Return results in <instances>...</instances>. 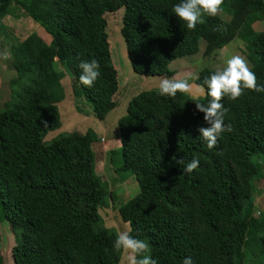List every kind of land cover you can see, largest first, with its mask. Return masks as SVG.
<instances>
[{
    "label": "trees",
    "instance_id": "1",
    "mask_svg": "<svg viewBox=\"0 0 264 264\" xmlns=\"http://www.w3.org/2000/svg\"><path fill=\"white\" fill-rule=\"evenodd\" d=\"M180 2L0 0L6 40L2 23L12 4L51 37L45 42L32 34L9 44L16 77L0 111V244L5 231L13 235L12 264L121 262L122 252L113 247L116 234L94 230L107 192L94 175L91 131L44 141L62 125L54 100L63 69L96 120L117 106L122 87L107 14L123 10L119 33L137 75L172 76L170 63L196 55L201 41L203 57L213 58L230 43L243 42L242 33L249 38L257 84L264 85V31L252 29L264 20V0H223L227 22L205 15L191 30L172 12ZM91 59L99 62L100 76L87 87L79 82V64ZM215 70L202 69L194 83L202 85ZM209 99L161 96L158 89L129 99L118 120L119 148L107 157L111 163L119 158L114 173L134 177L138 192L116 208L117 216L133 237L149 244L157 264H182L186 257L193 264H264V212L253 198V182L264 179V92L245 89L236 100H221L224 123L233 131L223 132L212 149L198 131L209 125L194 103ZM180 158L185 164L196 158L199 166L186 173L176 163ZM0 264H6L1 250Z\"/></svg>",
    "mask_w": 264,
    "mask_h": 264
},
{
    "label": "rangeland",
    "instance_id": "2",
    "mask_svg": "<svg viewBox=\"0 0 264 264\" xmlns=\"http://www.w3.org/2000/svg\"><path fill=\"white\" fill-rule=\"evenodd\" d=\"M112 14H114L112 16ZM107 14L108 33L110 42V51L112 61L118 72V81L121 85V95L117 100V106L110 111L104 120H96L91 111L89 102L83 98L78 91L75 80L72 77L69 69H63V76L58 80L60 92L54 100V104L59 110L62 125L59 129L49 132L44 141L49 142L61 134L78 131L85 133L90 130L92 134V152H93V170L94 175L99 180L102 187L106 188L107 196L103 200L102 206L98 207L99 220L95 224L94 230H109L117 235L119 231H124L129 228L127 223H124L117 216L116 208L125 204L133 198L138 187L134 177H128L126 180L119 177L113 171V165L118 162V157L113 156L114 162L111 163L108 159V152L119 148L118 136V120L125 114L126 106L131 97L142 91H150L158 89V83L161 78L167 77H146L135 74L130 68L126 56V49L122 37L119 33L120 22L123 10L120 8L115 13ZM218 16L225 22L228 21V16L224 12H220ZM3 31L8 35L6 40L4 34H0V52L8 51L9 44L13 40L16 42L23 41L29 35L40 36L43 41L49 42L51 37L46 31L40 27L30 17L26 16L21 9L14 4L10 6L9 14L3 20ZM118 25V26H117ZM117 27V28H116ZM252 29L256 32L264 31V20L257 21L252 25ZM245 34V33H244ZM241 41H234L219 50L215 57H203L204 43H200V51L191 57L177 59L172 61L169 69L173 72L171 77L189 78V82L193 85L198 72L205 68L218 69L223 67L224 61L231 55L239 54L246 58L249 66L252 64V52L249 47L248 37L239 34ZM238 37V38H239ZM16 77L15 70L12 66L11 59H0V111L4 109V104L10 98L11 89L9 83ZM188 97L199 98L203 94H197L195 88L192 93H185ZM81 108V109H80ZM264 174V170L262 171ZM253 198H264V179L253 182ZM113 194V199L109 195ZM260 194V195H259ZM258 196V197H257ZM14 245V237L10 232L5 231L3 240L0 244V250L4 255L6 264H12L11 248ZM120 264H125L124 255L122 253ZM247 264H253L248 262Z\"/></svg>",
    "mask_w": 264,
    "mask_h": 264
},
{
    "label": "clouds",
    "instance_id": "3",
    "mask_svg": "<svg viewBox=\"0 0 264 264\" xmlns=\"http://www.w3.org/2000/svg\"><path fill=\"white\" fill-rule=\"evenodd\" d=\"M223 0H181L172 7V12L180 20L186 23L188 29H195L198 23H203L202 17L217 16L221 11ZM10 52H0V59L7 60ZM81 74L79 82L87 87H92L100 76V64L96 59L82 61L79 64ZM206 86V87H205ZM195 88L197 94L210 97L207 104L194 102L196 110L203 113L204 121L208 127H200V136L212 149L218 137L223 132H232L231 124H225L227 109H224L221 100L227 96L230 100H236L243 95L244 90L264 92V85L257 84L255 73L249 66L245 57L234 54L224 61L221 68L216 69L206 77L202 85H193L189 78L164 77L159 80L158 94L161 96L175 97L178 92L192 93ZM178 165H184L186 173L193 172L199 166V160L193 158L185 164L183 158L176 161ZM131 228L119 231L114 240L113 247L124 255L125 264H157L150 255L151 249L147 242L133 237ZM182 264H193L191 257H186Z\"/></svg>",
    "mask_w": 264,
    "mask_h": 264
},
{
    "label": "crops",
    "instance_id": "4",
    "mask_svg": "<svg viewBox=\"0 0 264 264\" xmlns=\"http://www.w3.org/2000/svg\"><path fill=\"white\" fill-rule=\"evenodd\" d=\"M254 202H255V206L257 207L258 211L264 212V198L263 197L256 198Z\"/></svg>",
    "mask_w": 264,
    "mask_h": 264
},
{
    "label": "built area",
    "instance_id": "5",
    "mask_svg": "<svg viewBox=\"0 0 264 264\" xmlns=\"http://www.w3.org/2000/svg\"><path fill=\"white\" fill-rule=\"evenodd\" d=\"M263 191H264V188H263Z\"/></svg>",
    "mask_w": 264,
    "mask_h": 264
}]
</instances>
